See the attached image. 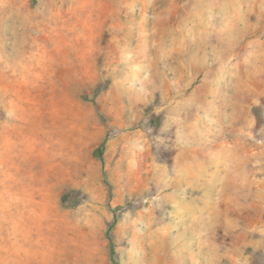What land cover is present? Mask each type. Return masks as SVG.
<instances>
[{"label": "rangeland", "instance_id": "rangeland-1", "mask_svg": "<svg viewBox=\"0 0 264 264\" xmlns=\"http://www.w3.org/2000/svg\"><path fill=\"white\" fill-rule=\"evenodd\" d=\"M0 190V264H264V0H0Z\"/></svg>", "mask_w": 264, "mask_h": 264}, {"label": "crops", "instance_id": "crops-1", "mask_svg": "<svg viewBox=\"0 0 264 264\" xmlns=\"http://www.w3.org/2000/svg\"><path fill=\"white\" fill-rule=\"evenodd\" d=\"M24 190H0V206L2 211V219L4 220V226L7 225L13 227L31 226L30 223H23V220H32L33 211L24 209L32 206L33 203L38 202L36 197H33V193H25L28 196H24ZM31 191V190H28ZM24 207V208H23ZM26 212L23 214V212ZM26 216L27 219L22 218ZM9 258L12 259V256ZM10 264L12 262H9ZM6 264V263H5Z\"/></svg>", "mask_w": 264, "mask_h": 264}, {"label": "bare ground", "instance_id": "bare-ground-1", "mask_svg": "<svg viewBox=\"0 0 264 264\" xmlns=\"http://www.w3.org/2000/svg\"><path fill=\"white\" fill-rule=\"evenodd\" d=\"M25 213H27V211H26V212H25V211L23 212V214H25ZM22 218L27 219L26 216H23ZM24 249H25L26 251H30V249H27L26 247H24Z\"/></svg>", "mask_w": 264, "mask_h": 264}, {"label": "trees", "instance_id": "trees-1", "mask_svg": "<svg viewBox=\"0 0 264 264\" xmlns=\"http://www.w3.org/2000/svg\"><path fill=\"white\" fill-rule=\"evenodd\" d=\"M98 155H99V157H102V152H101V150H98ZM112 253H113V250H112Z\"/></svg>", "mask_w": 264, "mask_h": 264}]
</instances>
